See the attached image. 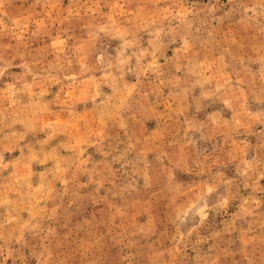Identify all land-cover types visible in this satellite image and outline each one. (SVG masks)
I'll list each match as a JSON object with an SVG mask.
<instances>
[{"label": "rangeland", "instance_id": "374dc122", "mask_svg": "<svg viewBox=\"0 0 264 264\" xmlns=\"http://www.w3.org/2000/svg\"><path fill=\"white\" fill-rule=\"evenodd\" d=\"M0 264H264V0H0Z\"/></svg>", "mask_w": 264, "mask_h": 264}]
</instances>
